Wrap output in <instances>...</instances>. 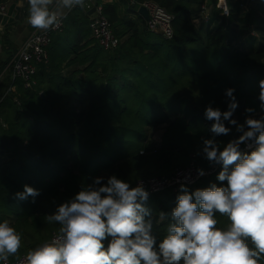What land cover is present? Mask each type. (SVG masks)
Instances as JSON below:
<instances>
[{
	"label": "trees",
	"instance_id": "1",
	"mask_svg": "<svg viewBox=\"0 0 264 264\" xmlns=\"http://www.w3.org/2000/svg\"><path fill=\"white\" fill-rule=\"evenodd\" d=\"M5 2L0 0V6ZM143 2L155 3L173 17L170 39L148 30L137 14ZM210 2L215 7L216 0ZM200 5V0H120L102 6L121 42L111 51L90 38L88 16L73 9L61 30L51 34L46 62L36 66L31 89L11 81L0 97V222L7 219L16 227L22 246L10 261L57 234L59 225L49 224L45 216L95 177L115 174L134 187L140 179L169 177L190 163L207 171L211 164L202 154L203 140L215 139L223 147L241 135L228 121L230 133L214 135L213 121L204 116L209 105L227 110L226 89H235L238 101L232 119L243 124L249 107L259 118L262 5L260 12L250 7V0H227L228 16L213 8L202 22L203 31L193 22L197 14L198 21L203 17ZM0 38L4 52L5 34ZM9 59L0 62V74H10L5 69ZM157 129L162 135L154 144L150 135ZM221 168L187 186L189 191L226 185L216 179ZM25 184L40 192L34 203L32 197L15 198ZM178 194L149 195L158 237L166 234L168 223L155 224L158 213L170 214ZM219 219L218 226L227 225L226 218Z\"/></svg>",
	"mask_w": 264,
	"mask_h": 264
},
{
	"label": "clouds",
	"instance_id": "2",
	"mask_svg": "<svg viewBox=\"0 0 264 264\" xmlns=\"http://www.w3.org/2000/svg\"><path fill=\"white\" fill-rule=\"evenodd\" d=\"M85 3L28 0L26 22L40 31L52 30ZM224 13H229L227 0ZM234 91H225L226 111L209 105L204 112L213 121L214 135L230 133L225 121L241 133L223 147L215 139L203 140V156L222 166L216 179L226 185L211 183L189 191L181 184L176 206L170 214L160 211L155 221H168L163 237L154 232L149 192L142 182L133 187L115 174L99 176L45 216L49 224L59 225L57 234L29 249L20 264H264V79L259 81V118L249 107L243 124L232 119L238 107ZM242 144L249 150H241ZM197 172L205 175L203 169ZM39 194L25 184L15 198L32 197L34 203ZM219 217L227 219L226 226H218ZM21 246L16 227L7 219L0 222V261L7 264Z\"/></svg>",
	"mask_w": 264,
	"mask_h": 264
},
{
	"label": "built area",
	"instance_id": "3",
	"mask_svg": "<svg viewBox=\"0 0 264 264\" xmlns=\"http://www.w3.org/2000/svg\"><path fill=\"white\" fill-rule=\"evenodd\" d=\"M94 11L88 16V30L90 38L96 41V43L104 50H114L121 43L120 40L115 38L112 34L111 26L107 19L102 15V6L96 3V0H88ZM237 0H232L236 2ZM132 3V1H130ZM143 6L148 11L147 28L152 33L160 34L165 39L172 37V22L173 17L164 11L160 6L152 2H143L138 4L137 9ZM215 7L220 11V15L227 17L224 13V0H216ZM201 15L205 11V7H201ZM5 7L0 6V14L4 13ZM63 20L60 25L55 29L48 31H40L34 29V31L22 42L18 49L10 56V59L6 65V71L10 73L11 79L22 82L23 87L31 89L34 85L32 80L36 72V66L40 63L46 62V47L50 43L51 34L61 30ZM241 150H249L246 145L241 146ZM219 165H210V168L205 171L204 176H208L214 173ZM199 176L193 163H190L183 169H176L169 177H151L146 179H140L137 183L142 182L144 188L149 192V195L161 193L166 190L173 192L180 191V185L192 186L197 183L202 177ZM54 234L51 238H53ZM25 255L15 259L8 260L7 264H20ZM0 264H4L0 261Z\"/></svg>",
	"mask_w": 264,
	"mask_h": 264
},
{
	"label": "crops",
	"instance_id": "4",
	"mask_svg": "<svg viewBox=\"0 0 264 264\" xmlns=\"http://www.w3.org/2000/svg\"><path fill=\"white\" fill-rule=\"evenodd\" d=\"M119 1L120 0H99V2H97V0H96V3L100 4L101 6H104V5L110 4V3H119ZM250 1H251L250 7L252 9H256L257 11L261 12V10H260L261 8H258V5H262V9H264V0H250ZM200 2H201L200 8L202 6L205 7V11L203 13V15L205 16V19L202 18L204 21L210 16V14L213 11V8H215V7H214V4L210 2V0H200ZM5 3L6 4L3 5L5 7L4 13L8 14L10 7L11 6L14 7V9H12L10 12L11 14L9 17L12 19H15V20L12 23L5 24L4 26L0 25V37H1V35L5 34L6 40L8 43V45L5 46L6 50L4 52H0V62H3V61L5 62V60L8 57H10L18 49V47L22 44V42L34 31V28H32L26 22V17L28 15V0H14V1L13 0H6ZM207 8L210 9L208 12H207ZM79 10L82 13H85V15H86V12L82 8H80ZM206 12H207V14H206ZM6 14H4V15H6ZM70 14H71V12H69L67 14L66 18ZM198 17H199V14H197L196 16L193 17L194 23L199 22ZM65 19H63V21ZM254 34H256V33H254ZM2 46H4V44L2 45L1 38H0V49ZM70 69H71L70 66L69 67H63V72L64 73L66 71L68 72ZM9 76H10V74L8 75L5 72H2L0 74V97L1 98L7 92V89L10 88L12 79H11V76H10V78H9ZM159 132H160V134L158 135V140L156 138L157 143L158 142L160 143L161 135H162V132L161 131H159ZM4 158H5V156H4ZM4 158H2V159H4Z\"/></svg>",
	"mask_w": 264,
	"mask_h": 264
},
{
	"label": "water",
	"instance_id": "5",
	"mask_svg": "<svg viewBox=\"0 0 264 264\" xmlns=\"http://www.w3.org/2000/svg\"><path fill=\"white\" fill-rule=\"evenodd\" d=\"M12 9H14V7L11 6L8 14H6V15L0 14V25L1 26H4L7 23H12L15 20V19H12L9 17ZM82 9L86 12V15H88V16L91 15L94 11L92 4L88 0H86L85 6ZM137 14L140 15L145 21L148 20V11L143 6H140L137 9ZM41 97H42V94H41Z\"/></svg>",
	"mask_w": 264,
	"mask_h": 264
},
{
	"label": "rangeland",
	"instance_id": "6",
	"mask_svg": "<svg viewBox=\"0 0 264 264\" xmlns=\"http://www.w3.org/2000/svg\"><path fill=\"white\" fill-rule=\"evenodd\" d=\"M210 9L207 8V12L209 11ZM206 12V14H207ZM203 17H205L204 15H202ZM202 17V18H203ZM204 19V18H203ZM203 19H199V22L198 23H195L196 25H200V29H202V31L205 29L204 27V22ZM160 129H157L155 130L154 132L151 133L150 137H151V142H153L154 144H158L156 141L158 140V135L160 134V132L158 131ZM155 137V138H154ZM157 138V140H156ZM155 139V140H154ZM5 156V155H4ZM4 156L2 158H4ZM5 159V158H4Z\"/></svg>",
	"mask_w": 264,
	"mask_h": 264
}]
</instances>
